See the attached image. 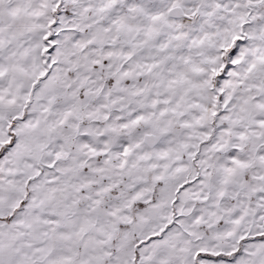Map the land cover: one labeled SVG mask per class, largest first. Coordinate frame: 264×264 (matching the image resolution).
<instances>
[{
  "label": "snow or ice",
  "instance_id": "snow-or-ice-1",
  "mask_svg": "<svg viewBox=\"0 0 264 264\" xmlns=\"http://www.w3.org/2000/svg\"><path fill=\"white\" fill-rule=\"evenodd\" d=\"M0 264H264V0H0Z\"/></svg>",
  "mask_w": 264,
  "mask_h": 264
}]
</instances>
